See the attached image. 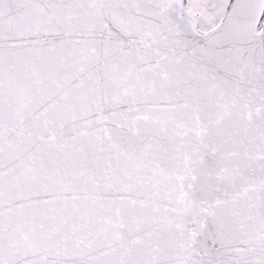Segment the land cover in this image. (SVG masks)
Here are the masks:
<instances>
[{
	"label": "snow or ice",
	"instance_id": "obj_1",
	"mask_svg": "<svg viewBox=\"0 0 264 264\" xmlns=\"http://www.w3.org/2000/svg\"><path fill=\"white\" fill-rule=\"evenodd\" d=\"M0 264H264V0H0Z\"/></svg>",
	"mask_w": 264,
	"mask_h": 264
}]
</instances>
